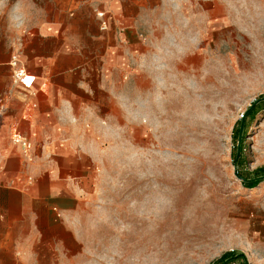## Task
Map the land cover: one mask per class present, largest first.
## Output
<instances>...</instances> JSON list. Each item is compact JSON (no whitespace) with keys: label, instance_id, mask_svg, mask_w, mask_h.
<instances>
[{"label":"rangeland","instance_id":"1","mask_svg":"<svg viewBox=\"0 0 264 264\" xmlns=\"http://www.w3.org/2000/svg\"><path fill=\"white\" fill-rule=\"evenodd\" d=\"M44 1L0 0V28L17 2ZM181 2L141 29L150 58L124 66L123 110L95 138L81 248L64 264H212L226 251L264 264V181L243 186L232 152L234 126L264 95V0ZM261 166L264 106L239 168Z\"/></svg>","mask_w":264,"mask_h":264},{"label":"crops","instance_id":"2","mask_svg":"<svg viewBox=\"0 0 264 264\" xmlns=\"http://www.w3.org/2000/svg\"><path fill=\"white\" fill-rule=\"evenodd\" d=\"M181 1L45 0L33 10L17 2L5 14L0 264H64L80 251L75 217L91 194L95 138L105 123L115 130L123 110L124 66L132 74L130 63L150 58L141 29L181 14ZM97 11L106 13L105 30ZM16 53L30 86L13 81ZM14 130L31 142L28 157L11 141Z\"/></svg>","mask_w":264,"mask_h":264},{"label":"trees","instance_id":"3","mask_svg":"<svg viewBox=\"0 0 264 264\" xmlns=\"http://www.w3.org/2000/svg\"><path fill=\"white\" fill-rule=\"evenodd\" d=\"M263 106L264 95L252 101L242 114V117L238 120L237 124L234 126L232 134V139L234 141L232 150L233 162L236 167L237 175L241 178L242 185L247 188H253L264 181L263 166L256 168L248 174L242 173L239 168L243 162V140L246 136L249 121L254 118V116L263 108ZM236 262L238 264H247L246 259L241 253L226 251L212 264H230Z\"/></svg>","mask_w":264,"mask_h":264},{"label":"built area","instance_id":"4","mask_svg":"<svg viewBox=\"0 0 264 264\" xmlns=\"http://www.w3.org/2000/svg\"><path fill=\"white\" fill-rule=\"evenodd\" d=\"M96 16L100 19V28L105 30L108 27V20H107V16L106 13L103 11H97L96 12ZM124 30L123 27L120 28V33H122ZM10 66L12 68V77H13V81L15 82H20L23 86H30V84H26L25 83V79L26 78H33L31 75H28L25 71V68L23 66L20 65V59H19V55L16 54H12L11 59H10ZM33 80V79H32ZM4 100V96L0 95V106L3 103ZM11 141L14 144H17L22 153L28 157L30 155L31 149H32V144L31 142L25 137L23 136L20 132H18L17 130H14L11 133Z\"/></svg>","mask_w":264,"mask_h":264},{"label":"snow or ice","instance_id":"5","mask_svg":"<svg viewBox=\"0 0 264 264\" xmlns=\"http://www.w3.org/2000/svg\"><path fill=\"white\" fill-rule=\"evenodd\" d=\"M32 79H33V78H30V77H29V78H26V79H25V83H26V84H30V83L32 82Z\"/></svg>","mask_w":264,"mask_h":264},{"label":"water","instance_id":"6","mask_svg":"<svg viewBox=\"0 0 264 264\" xmlns=\"http://www.w3.org/2000/svg\"><path fill=\"white\" fill-rule=\"evenodd\" d=\"M234 174L236 175V177L238 178V179H240L241 180V178L237 175V172H236V167L234 166Z\"/></svg>","mask_w":264,"mask_h":264}]
</instances>
